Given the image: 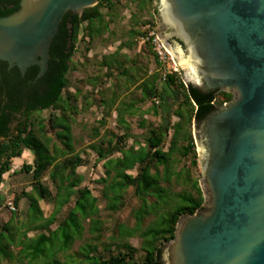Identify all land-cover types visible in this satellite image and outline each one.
Instances as JSON below:
<instances>
[{
  "label": "trees",
  "instance_id": "16d2710c",
  "mask_svg": "<svg viewBox=\"0 0 264 264\" xmlns=\"http://www.w3.org/2000/svg\"><path fill=\"white\" fill-rule=\"evenodd\" d=\"M17 1L0 0V16L14 12ZM125 2L98 0L80 14L67 11L51 42L48 67L41 77L35 79L36 65L21 76L16 66L7 71L2 64L0 186L3 188L12 175L24 173L30 175V189L12 195L14 210L3 206L10 215L0 222V264H164L163 247L174 237L178 219L202 209L200 175L193 174L199 163L192 126H200L205 116L232 94L185 84L179 71L164 74L148 42L143 45L154 60V70L148 73L133 68L131 72L126 66L127 57L121 50L139 46L137 39L146 30L138 29V24L153 28L157 0L127 1L136 6L130 14L131 25L122 31L115 50L97 60L105 69V80H115L98 87L101 76L87 77L91 91L98 93L94 101L104 110L91 127L87 147L102 160L103 171L96 181L98 195L82 184L85 174L78 168L89 162L76 148L79 136L72 127L80 92L70 90L71 59L80 43H86L87 51L92 43L107 44L114 38L112 25ZM11 3L15 5L8 7ZM118 77H124L123 82H118ZM171 97L177 98L175 104L169 103ZM148 101L150 105L143 108ZM23 104L21 120L12 129L13 113ZM48 109L46 117L40 115ZM112 112L117 132L105 127ZM146 114L158 116L159 123L145 125ZM135 117L144 128L139 135L132 133L129 122ZM24 151L31 154V160L13 170V159ZM4 197L0 192V207ZM21 198L26 200L22 212L18 210ZM130 198L136 203L121 220L117 214ZM41 200L51 205L47 215L40 207ZM133 239L137 246L131 244Z\"/></svg>",
  "mask_w": 264,
  "mask_h": 264
},
{
  "label": "water",
  "instance_id": "95a60500",
  "mask_svg": "<svg viewBox=\"0 0 264 264\" xmlns=\"http://www.w3.org/2000/svg\"><path fill=\"white\" fill-rule=\"evenodd\" d=\"M97 1L19 0L0 16V61L41 77L64 14ZM158 18L184 83L233 93L193 124L204 201L178 219L164 264H264V0H158Z\"/></svg>",
  "mask_w": 264,
  "mask_h": 264
},
{
  "label": "rangeland",
  "instance_id": "374dc122",
  "mask_svg": "<svg viewBox=\"0 0 264 264\" xmlns=\"http://www.w3.org/2000/svg\"><path fill=\"white\" fill-rule=\"evenodd\" d=\"M126 1V2H125ZM129 0H123L125 2L124 7L119 8L118 17L113 23V28L115 31V35L113 36L112 40L107 43L103 44L102 42H95L89 45V49L85 51L86 43H80L79 48L74 53L72 59H71V65L70 70L68 72V78L71 82L70 84V90L72 92H75L76 90H79V95L77 98V108L78 112L77 114L73 115V132L76 136H79L78 142H76V148L79 149L81 152V155L86 158L89 162L87 164V167H79L78 170L85 174V180L82 184L87 185L91 188L92 193L94 195H98L100 185L96 182L97 178L102 175V160L97 159L96 154L93 150L89 149L87 144L90 142V134H91V127L96 126L97 122L100 120V118L104 114V110L102 107H98L96 102L94 101V97L98 99V93L96 91L92 92V87L87 82V77L99 75L101 76V79L97 80L98 87H100L101 83H104L105 86L109 85L111 82H113L115 79L105 80V69H102L99 67L97 60L101 58L102 55L110 53L115 50L117 45L121 41V33L125 29H127L131 25L130 21V14L133 13L136 10V6L133 2H128ZM158 8V0L155 3ZM160 26V20L158 18V14L155 17V24L153 25V28L156 30V33ZM138 29L141 30H147V24L141 25L138 24L136 26ZM139 46H133L132 48H123L121 52L126 55V66L133 71V68H139V69H147L148 73L152 72L155 68L154 60L150 53L147 51V46L140 43L138 40ZM169 51V49H168ZM170 52V51H169ZM171 53V52H170ZM172 55V53H171ZM173 62L177 68V71L180 72L181 77L184 81V77L172 55ZM124 77H118V82H123ZM86 98V104H84V99ZM94 98V99H93ZM177 102V98L171 97L169 100L170 104H175ZM150 105V102H146L145 105H143V108ZM51 110H43L40 115L43 117H46L48 113ZM58 113V111H56ZM145 125L151 124L156 125L159 123V117L154 116L152 114H146L143 116ZM139 117H135L133 119H130V126L133 134H141L143 132L144 128H140L138 125ZM106 128L114 131H119L116 123H115V113L112 112L110 116L106 117ZM192 133L194 137V125L192 126ZM131 142V139L128 141ZM195 142V138H194ZM195 149L197 153V146L195 144ZM16 163H13L12 168L13 170H17L21 166V160L19 158L16 159ZM22 162H29V161H22ZM186 163V162H183ZM18 167V168H17ZM17 168V169H14ZM199 174L201 176V170L200 166L198 164V170L196 172H193V174ZM200 178V177H199ZM30 182V175L28 174H17L12 175L8 181V189L7 194L13 195L18 194L21 190H29ZM44 183L47 184V181L44 179ZM49 186V185H48ZM136 203V200L134 198H130L127 205L119 211L117 214L119 219L123 220L128 215V212L132 205ZM40 207L43 210V213L47 215L51 209V205L45 201L39 202ZM99 206H103V202H99ZM26 209V200L25 198H21L18 203V210L20 212L24 211ZM10 213L7 208L3 207L0 210V222H5ZM105 215V213H103ZM21 219H23L22 216H20ZM131 244L133 246H137V240L133 239L131 241ZM162 259H163V252H162ZM1 264H6L5 262H2Z\"/></svg>",
  "mask_w": 264,
  "mask_h": 264
},
{
  "label": "built area",
  "instance_id": "2783aa9c",
  "mask_svg": "<svg viewBox=\"0 0 264 264\" xmlns=\"http://www.w3.org/2000/svg\"><path fill=\"white\" fill-rule=\"evenodd\" d=\"M140 43L144 44L148 42L151 45L152 50L156 54V57L160 63L162 72L170 73L177 71V68L173 62V58L168 49L160 41L156 30L154 28H148L145 35L139 36L137 39ZM0 192H2V187L0 186ZM2 206H6L10 210H14V205L12 203V197H5Z\"/></svg>",
  "mask_w": 264,
  "mask_h": 264
},
{
  "label": "flooded vegetation",
  "instance_id": "af4514ba",
  "mask_svg": "<svg viewBox=\"0 0 264 264\" xmlns=\"http://www.w3.org/2000/svg\"><path fill=\"white\" fill-rule=\"evenodd\" d=\"M17 3H18V5H19V0L17 1ZM15 5V3H11V4H9L8 5V7H13ZM158 9V8H157ZM157 14H158V12H157ZM5 64V69L7 70V71H10L12 68H14L15 66H12V67H8V65H7V62H5V61H0V70H1V67H2V64ZM25 74V73H24ZM21 76H23V75H21ZM36 76V75H35ZM202 90H204V89H202ZM204 91H213V92H218V91H224V90H221V89H215V90H204ZM226 92V91H225ZM231 94H232V96H231V98L233 97V93L232 92H230ZM231 98H230V100H231ZM230 100H228L227 102H229ZM227 102H224L220 107H222L225 103H227ZM219 108V107H218ZM216 109V108H215ZM24 110H25V104H23L22 105V107L20 108V110L18 111V112H15V113H13V116H12V119H11V121H10V123H9V127L10 128H12L13 127V125H14V123H16V124H18L19 122H20V120H21V116H22V114H23V112H24ZM213 111V110H212ZM211 111V112H212ZM209 114V113H208ZM207 114V115H208ZM206 115V116H207ZM205 116V117H206ZM201 126V125H200ZM200 126H198L197 127V130L200 128ZM197 133H198V131H197ZM198 137H199V139H201L202 137H201V135H200V133H198Z\"/></svg>",
  "mask_w": 264,
  "mask_h": 264
},
{
  "label": "crops",
  "instance_id": "0c3cea01",
  "mask_svg": "<svg viewBox=\"0 0 264 264\" xmlns=\"http://www.w3.org/2000/svg\"><path fill=\"white\" fill-rule=\"evenodd\" d=\"M19 158V160H21V164L23 163L22 161L24 160H26V161H30L31 160V154L28 152V151H24V153H23V155L21 156V157H18ZM17 158H14L13 159V161H12V165H13V163H16V160ZM18 168V167H17ZM17 168H14V169H17ZM7 189H8V185L6 184H4V187L2 188V193L3 194H5V197L7 196V197H12V195H8L7 194ZM4 197V198H5ZM3 208V206H1L0 207V210Z\"/></svg>",
  "mask_w": 264,
  "mask_h": 264
}]
</instances>
